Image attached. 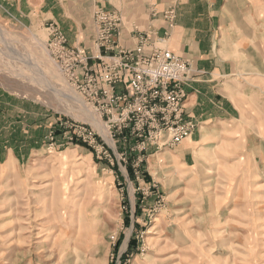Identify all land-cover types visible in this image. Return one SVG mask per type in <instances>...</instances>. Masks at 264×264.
<instances>
[{"label": "rangeland", "instance_id": "1", "mask_svg": "<svg viewBox=\"0 0 264 264\" xmlns=\"http://www.w3.org/2000/svg\"><path fill=\"white\" fill-rule=\"evenodd\" d=\"M2 10L0 92L40 106L55 131L0 127V264H264V77H229L239 115L220 130L190 138L198 123L186 113L196 126L176 145L113 136L49 57L45 32ZM55 26L67 47L98 54L94 26L93 50ZM136 28V39L157 30Z\"/></svg>", "mask_w": 264, "mask_h": 264}, {"label": "crops", "instance_id": "2", "mask_svg": "<svg viewBox=\"0 0 264 264\" xmlns=\"http://www.w3.org/2000/svg\"><path fill=\"white\" fill-rule=\"evenodd\" d=\"M168 4L169 0H0V15L8 8L15 15L9 20L32 31L45 32V25L57 23L69 45L93 50L90 16L95 7H101L119 13L124 21L114 39L116 50L134 46L136 38L127 33L133 25L138 29L155 26L162 35L161 13ZM152 7L158 13L154 19L149 15ZM164 45L191 65L193 79L185 86L184 108L198 123V130L190 138L199 137L202 130L227 127L239 115L225 89L229 77H264V0H179ZM3 94L0 127H35L39 132L51 127L55 118L40 106ZM177 151L187 150L181 143Z\"/></svg>", "mask_w": 264, "mask_h": 264}, {"label": "built area", "instance_id": "3", "mask_svg": "<svg viewBox=\"0 0 264 264\" xmlns=\"http://www.w3.org/2000/svg\"><path fill=\"white\" fill-rule=\"evenodd\" d=\"M178 2L170 0L161 13L167 27L162 36L152 29L140 31L133 47L119 46L116 50L113 41L121 15L94 10L91 20L96 55L67 47L60 29L51 22L45 25L49 57L54 64H60L64 74L68 71L75 90L92 104L113 136L130 129L131 136L143 137L158 146L176 145L189 137L196 126L184 108L183 85L190 77V62L164 45L174 25ZM151 12L157 13L155 9ZM53 127L55 131V120ZM73 127L76 136L88 144L95 142V135L86 128L90 125L77 123Z\"/></svg>", "mask_w": 264, "mask_h": 264}]
</instances>
